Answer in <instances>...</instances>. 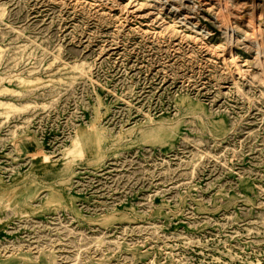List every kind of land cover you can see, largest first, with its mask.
<instances>
[{"label":"rangeland","instance_id":"1","mask_svg":"<svg viewBox=\"0 0 264 264\" xmlns=\"http://www.w3.org/2000/svg\"><path fill=\"white\" fill-rule=\"evenodd\" d=\"M0 264H264V0H0Z\"/></svg>","mask_w":264,"mask_h":264}]
</instances>
